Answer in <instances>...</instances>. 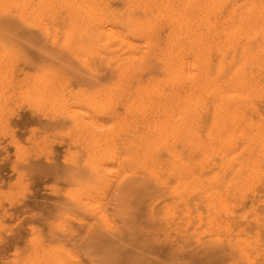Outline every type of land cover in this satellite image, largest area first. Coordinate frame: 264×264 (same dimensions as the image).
Listing matches in <instances>:
<instances>
[{
	"label": "bare ground",
	"instance_id": "1",
	"mask_svg": "<svg viewBox=\"0 0 264 264\" xmlns=\"http://www.w3.org/2000/svg\"><path fill=\"white\" fill-rule=\"evenodd\" d=\"M0 35V138L18 175L29 152L5 124L14 98L64 126L78 149L69 200L107 240L101 197L121 179L129 260L154 245L162 261L264 264V0H0ZM9 40L41 43L34 74L16 78ZM73 70L87 89L66 86ZM43 244L17 264H80Z\"/></svg>",
	"mask_w": 264,
	"mask_h": 264
},
{
	"label": "rangeland",
	"instance_id": "2",
	"mask_svg": "<svg viewBox=\"0 0 264 264\" xmlns=\"http://www.w3.org/2000/svg\"><path fill=\"white\" fill-rule=\"evenodd\" d=\"M0 39L6 40L3 35H0ZM8 44L14 49L16 47V51L19 53L16 56L18 59L14 58L13 64L16 78L20 79L23 74H34L36 72L35 57L40 52L38 46L41 43H38V46L26 44V47H19L9 40ZM44 44H46L45 49L59 54L60 51L54 45ZM24 55H29L30 58L25 60ZM98 75L107 77L106 69L103 68L98 72ZM65 76L66 86L72 91L85 90L89 87L88 77L77 70H73L71 73L67 72ZM8 105V110L6 109L4 113L5 124L25 145L30 154L28 153V163L24 165L22 172L18 175L17 171L10 166L14 159V150L9 144V138L6 135H1L0 189L5 192L8 199L5 200L0 195V264H17V261L30 249L31 242L35 241H39L40 244L44 243L45 247L58 244L57 246L71 251L78 258L80 264H165L166 260L168 264H188L186 259H171L167 254L163 261L160 260L157 257V246L154 245H151V252L136 258L133 257L132 260L127 258L128 255H125L118 243L120 239H125L131 235V232L133 233L134 226H127L122 215L128 201L126 192L120 191L121 179L113 182L109 190L105 189L104 197L102 196L104 199L101 197V203L105 205L112 223L111 230L116 234L112 240L105 239L98 224L93 222L94 220L87 212L73 206L72 200H69L76 191L77 183L73 181V168L67 159H70L78 149L77 146L68 142L70 141L69 136L61 133L64 126L53 123L45 116L32 113L26 106L18 103L15 98L11 99ZM123 136L125 135L119 134L120 143H122ZM59 193L61 194L59 195ZM63 215L65 219H63ZM247 229L251 232L256 229V226L249 224ZM40 238H43V243ZM193 264L202 263L195 261Z\"/></svg>",
	"mask_w": 264,
	"mask_h": 264
}]
</instances>
